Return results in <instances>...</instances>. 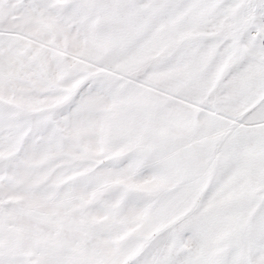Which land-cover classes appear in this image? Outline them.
Wrapping results in <instances>:
<instances>
[{
  "label": "snow or ice",
  "instance_id": "1",
  "mask_svg": "<svg viewBox=\"0 0 264 264\" xmlns=\"http://www.w3.org/2000/svg\"><path fill=\"white\" fill-rule=\"evenodd\" d=\"M0 264H264V0H0Z\"/></svg>",
  "mask_w": 264,
  "mask_h": 264
}]
</instances>
